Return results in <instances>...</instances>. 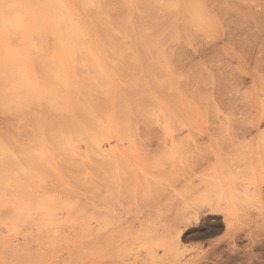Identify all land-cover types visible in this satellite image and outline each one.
<instances>
[{"label": "rangeland", "instance_id": "1", "mask_svg": "<svg viewBox=\"0 0 264 264\" xmlns=\"http://www.w3.org/2000/svg\"><path fill=\"white\" fill-rule=\"evenodd\" d=\"M127 1L145 24L134 43L117 28L129 72L100 64L133 110L106 130L117 170L30 187L53 215L0 222V264H264V0Z\"/></svg>", "mask_w": 264, "mask_h": 264}, {"label": "bare ground", "instance_id": "2", "mask_svg": "<svg viewBox=\"0 0 264 264\" xmlns=\"http://www.w3.org/2000/svg\"><path fill=\"white\" fill-rule=\"evenodd\" d=\"M129 2L0 0V101L13 116L0 125V222L30 217L32 202L43 210L38 215L52 217L53 193L38 195L29 191L32 186L68 188L67 174L117 170L115 162L102 160L106 130L129 120L133 110L120 112L118 92L104 88L100 64L110 61L118 72L134 60L117 33L128 30L133 43L141 41L137 35L145 24ZM154 8L148 6L150 15ZM88 179L77 178L92 186ZM16 203L23 208L16 210ZM3 239L0 250H14ZM35 257L45 264L42 252Z\"/></svg>", "mask_w": 264, "mask_h": 264}]
</instances>
